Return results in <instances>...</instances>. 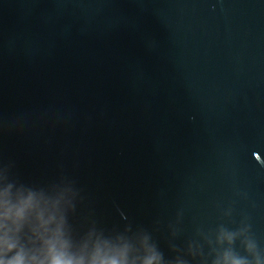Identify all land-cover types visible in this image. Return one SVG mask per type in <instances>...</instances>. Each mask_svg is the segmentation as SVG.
I'll list each match as a JSON object with an SVG mask.
<instances>
[{"label":"water","instance_id":"obj_1","mask_svg":"<svg viewBox=\"0 0 264 264\" xmlns=\"http://www.w3.org/2000/svg\"><path fill=\"white\" fill-rule=\"evenodd\" d=\"M0 173L73 238L264 259V0H0Z\"/></svg>","mask_w":264,"mask_h":264},{"label":"clouds","instance_id":"obj_2","mask_svg":"<svg viewBox=\"0 0 264 264\" xmlns=\"http://www.w3.org/2000/svg\"><path fill=\"white\" fill-rule=\"evenodd\" d=\"M225 235L233 245L234 234ZM243 244L246 256L229 247L212 264H264L255 242ZM134 251L126 242L92 233L73 238L66 230L60 197L0 173V264H160L162 259L152 248H146L143 256Z\"/></svg>","mask_w":264,"mask_h":264}]
</instances>
